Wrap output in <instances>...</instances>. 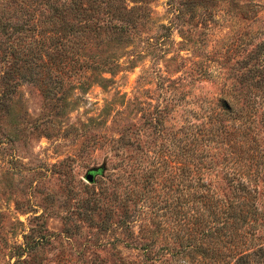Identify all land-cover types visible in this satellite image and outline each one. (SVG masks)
<instances>
[{
    "label": "rangeland",
    "instance_id": "1",
    "mask_svg": "<svg viewBox=\"0 0 264 264\" xmlns=\"http://www.w3.org/2000/svg\"><path fill=\"white\" fill-rule=\"evenodd\" d=\"M78 1L49 24L29 0L0 46V264H144V228L180 229L187 132L252 115L264 148V0Z\"/></svg>",
    "mask_w": 264,
    "mask_h": 264
},
{
    "label": "trees",
    "instance_id": "2",
    "mask_svg": "<svg viewBox=\"0 0 264 264\" xmlns=\"http://www.w3.org/2000/svg\"><path fill=\"white\" fill-rule=\"evenodd\" d=\"M39 1L49 11L51 19L45 21L49 24H56L55 17L80 14L74 11L80 10L78 0ZM31 4L29 0H0V46L7 42L4 37L25 33L34 16ZM16 20L22 21L17 28ZM252 117L237 114L229 124L218 117L213 125L216 131L186 133L183 202L180 210L176 208L180 229L173 242L157 249L158 232L144 228L142 238L148 239L143 246L144 264L159 260L162 252L170 254L175 264H264V203L259 197L264 148L248 124ZM211 169L217 172L216 185L208 181Z\"/></svg>",
    "mask_w": 264,
    "mask_h": 264
},
{
    "label": "water",
    "instance_id": "3",
    "mask_svg": "<svg viewBox=\"0 0 264 264\" xmlns=\"http://www.w3.org/2000/svg\"><path fill=\"white\" fill-rule=\"evenodd\" d=\"M95 174H96L95 172H90V173L88 174L87 180H88L89 182L93 183V182H94Z\"/></svg>",
    "mask_w": 264,
    "mask_h": 264
}]
</instances>
